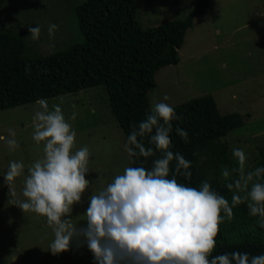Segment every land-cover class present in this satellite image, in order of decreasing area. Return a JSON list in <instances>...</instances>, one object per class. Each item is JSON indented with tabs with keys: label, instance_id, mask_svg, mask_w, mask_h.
Here are the masks:
<instances>
[{
	"label": "rangeland",
	"instance_id": "rangeland-1",
	"mask_svg": "<svg viewBox=\"0 0 264 264\" xmlns=\"http://www.w3.org/2000/svg\"><path fill=\"white\" fill-rule=\"evenodd\" d=\"M80 1L0 0V9L5 13L2 24L23 30L37 54H49L80 40L74 15V6ZM135 1L142 27L183 18L197 2ZM50 23L57 25L52 35L48 32ZM37 24L41 32L33 39L29 26ZM178 51V64L155 72L156 85L148 92L150 106L162 100L165 93L172 106L198 96H213L222 113L237 112L243 120L241 127L221 138L230 147L233 162L229 169L237 167L233 147L243 148L247 153L246 169L254 168L256 145L264 146V0H209V6L187 29ZM47 101L49 106L60 104L65 118L76 129L75 147L86 145L91 153L85 174L90 187L68 214L74 223L85 224L83 213L91 192L105 187L130 165L124 147L126 137L108 108L104 85L56 95ZM38 108L34 101L0 110V134L7 137L8 130L13 129L18 141V147L11 150L0 141V264H95L92 252L80 240H74L67 250L52 253L48 248L53 231L46 216L13 204L14 197L4 182L8 161H23L24 172L11 185L16 196L23 198L27 167L43 156V141L37 144L32 138V116ZM244 215L258 221L248 209Z\"/></svg>",
	"mask_w": 264,
	"mask_h": 264
},
{
	"label": "clouds",
	"instance_id": "clouds-1",
	"mask_svg": "<svg viewBox=\"0 0 264 264\" xmlns=\"http://www.w3.org/2000/svg\"><path fill=\"white\" fill-rule=\"evenodd\" d=\"M56 28L50 23L49 34ZM29 32L37 39L40 25L29 26ZM167 100L165 93L145 118L131 125L124 145L129 159L159 151L151 167L146 168L143 161L128 165L105 187L91 192L83 213L86 223L79 224L68 214L90 187L85 175L90 150L86 145L75 147L76 129L65 118L60 104L49 106L46 98L37 99L32 138L37 144L43 141V156L27 167L23 198L16 196L11 185L24 172V162L9 160L3 177L14 197L13 204L46 216L53 231L50 251L67 250L74 240H80L92 252L95 264H264V252L233 249L212 254L218 222L225 218L221 212L230 219L232 206L246 201L249 214L264 226V164L246 169L247 153L233 147L237 167L230 170L224 166L221 170L222 176L229 178L226 187L234 189L231 201L208 180H202L198 187L179 182L178 173L191 175V161L170 148L172 121L179 117ZM8 131L7 137L0 134V141L11 150L18 147V141L15 131ZM175 131L188 138V132L178 125ZM145 137L148 145L143 143ZM173 160L175 166L169 176Z\"/></svg>",
	"mask_w": 264,
	"mask_h": 264
},
{
	"label": "trees",
	"instance_id": "trees-1",
	"mask_svg": "<svg viewBox=\"0 0 264 264\" xmlns=\"http://www.w3.org/2000/svg\"><path fill=\"white\" fill-rule=\"evenodd\" d=\"M208 6L209 0H197L183 18L142 27L135 0H82L74 6L80 40L43 55L28 44L29 37L19 25L17 30L3 26L5 13L0 9V110L104 85L108 108L127 139L131 125L145 118L151 108L148 92L156 85L155 72L178 64L187 29ZM173 107L179 119L172 121L170 148L191 161V175L178 173L177 180L197 187L208 180L231 201L234 189L226 187L221 170L233 160L228 143L221 138L242 126V116L222 113L209 94ZM177 125L188 132L187 139L176 133ZM143 143L148 145L147 137ZM256 146L258 166L264 164V146ZM159 154L134 157L130 165L143 161L146 168L151 167ZM174 166L175 160L170 163L169 176ZM243 209L247 210L246 201L232 206L230 219L221 212L225 218L218 222L213 255L233 249L264 252V226L249 220Z\"/></svg>",
	"mask_w": 264,
	"mask_h": 264
},
{
	"label": "bare ground",
	"instance_id": "bare-ground-1",
	"mask_svg": "<svg viewBox=\"0 0 264 264\" xmlns=\"http://www.w3.org/2000/svg\"><path fill=\"white\" fill-rule=\"evenodd\" d=\"M53 253V252H52Z\"/></svg>",
	"mask_w": 264,
	"mask_h": 264
}]
</instances>
